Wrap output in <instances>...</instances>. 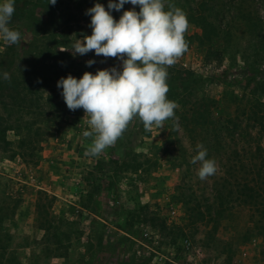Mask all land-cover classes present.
Returning a JSON list of instances; mask_svg holds the SVG:
<instances>
[{"label":"rangeland","instance_id":"rangeland-1","mask_svg":"<svg viewBox=\"0 0 264 264\" xmlns=\"http://www.w3.org/2000/svg\"><path fill=\"white\" fill-rule=\"evenodd\" d=\"M85 1L56 0L52 5L48 0H28V15H12L8 25L22 34V42L13 44L19 57L32 48V14L48 23L37 29L39 33L52 30L62 34L65 22L73 15V35H91V16L86 11L96 3L108 10L109 0ZM215 2L220 11H226L223 25L228 27L227 32L232 30L234 40L224 44L220 56H204L189 46L176 62L182 70L203 79L196 95L199 99L205 97L206 105L198 116L207 110L215 112L213 121L207 117L206 124L195 126L191 118L182 120L181 109L162 128L153 127L143 136L137 132L136 118L115 146L94 157L85 155L91 139L83 137V131L89 130L83 109L70 111L57 122L41 123V131L32 135L24 147L16 132L8 133L11 150L0 152V264H264V240H245L249 215L240 216L238 203L228 204L233 207L232 214L227 211L217 217L208 231L199 224L196 234H188L184 239L192 242L189 248L182 239L171 245L169 231L160 233L158 227L143 222L141 209H146L149 217L165 219L167 225L185 226L187 216L179 200L180 190L186 197L195 194L202 211H207L208 201L215 206L212 195L219 187L217 171L228 163L227 155L233 149L255 144L254 131L249 129L252 135L245 139L223 135L225 140H221L220 135L224 118L236 116L244 109V101L253 99L254 85L250 83L264 82V39L261 43L250 24L252 19L242 21L234 14L240 0ZM127 10L139 12L140 7L125 3L120 11L112 9L110 14L118 21ZM193 31L189 26L186 33ZM8 45L0 36V65ZM74 57L78 79L85 72L122 68L118 58L97 56L94 51ZM89 60L94 61L91 66L86 64ZM25 62L28 70L41 65V60ZM25 67L18 64L17 72ZM234 96L243 100H234ZM197 144H203L206 158L217 165L216 173L205 180L197 175L199 163H191L198 152ZM228 147L227 153L224 149ZM137 166L139 171L134 170ZM99 183L94 210L82 209L80 199Z\"/></svg>","mask_w":264,"mask_h":264},{"label":"trees","instance_id":"trees-1","mask_svg":"<svg viewBox=\"0 0 264 264\" xmlns=\"http://www.w3.org/2000/svg\"><path fill=\"white\" fill-rule=\"evenodd\" d=\"M85 2L81 8H84ZM216 3L215 0H165L166 10L167 5L172 4L186 13L189 26L194 31L190 34L185 33V40L188 47H196L204 53V56H209V54L220 56L225 47L224 44L234 40L232 30L227 32V26L223 25L226 11L224 10V13L220 11V6ZM247 4L251 6L250 11ZM239 5L235 8L234 14H238L242 21L252 19L250 24L253 30L257 31L262 43L264 39V0H240ZM28 7V0H15L14 17L27 16ZM32 16L35 26L32 48L19 57L15 45H8L2 54L4 63L0 65V152L11 150L12 142L8 139L9 132H16L20 137V146L24 147L26 142L32 139V135L41 131V123L57 122L71 111L61 94L62 88L57 87V82L68 75L78 79L75 68L76 60L71 51L62 52L60 49H70L72 42L76 38L82 39L83 36L80 33L73 35L75 23L73 15L65 22L62 34H56V31L52 30L39 33L37 29L48 26V23L43 21L42 17L34 14ZM80 29L84 31L83 27ZM29 60L32 63L33 60L36 62L41 60V65L36 64L28 70L25 67L27 66L25 61ZM21 63L25 68L17 72L16 66ZM44 68L47 70L43 71ZM167 71L169 87L167 98L178 105L175 113H180L182 109V120L187 121L191 118V123L195 126L200 122L204 124L207 117L213 121L215 112L211 113L207 110L206 113L198 116L199 110L202 109L201 112H203L204 105H206V98L199 99L196 95V90L200 89L203 79L194 76L189 71L182 70L176 63L168 67ZM5 72L9 74L10 80L3 78ZM250 84L254 85L253 99L244 101V109L239 113L236 112V116L228 115L224 118L220 136H222L221 140H225L223 135L233 140H237L239 136L245 139L252 135L250 131H247L249 129L254 131L252 141L255 144H248L241 150L233 149L227 155L228 163L221 171H217L219 175L216 185L219 187L216 189V194L212 195L216 205L212 207L213 204L208 201L210 204L207 211H202L195 194L192 193L186 197L185 193L180 190L179 200L185 206L187 216L185 226L167 225L165 219H160L158 216L149 217L147 210L141 209L144 214L143 222L158 227L160 233L169 231L167 233L171 235L173 246L178 244L180 239L185 240L188 234H196L199 231V224H203L205 231H208L217 217L227 211L232 214L230 210L233 207H227L232 202L238 203L240 216L249 215V223L245 225L247 231L244 235L245 240H264V82ZM234 100L243 99H237L234 96ZM219 105V102L216 103L214 108H219ZM244 122L247 123L245 127H243ZM137 132L143 136L149 134L140 121ZM224 151L228 153L229 147ZM134 170L139 171L140 166L135 167ZM89 174L94 175L93 172ZM97 180L95 179V183ZM100 189V183L92 185L85 197L80 199L79 206L92 212L93 202ZM130 214L133 218H140L137 214ZM131 228L132 226L129 227ZM42 229L46 230L45 227ZM55 238L58 240L57 243H60L57 235Z\"/></svg>","mask_w":264,"mask_h":264},{"label":"clouds","instance_id":"clouds-1","mask_svg":"<svg viewBox=\"0 0 264 264\" xmlns=\"http://www.w3.org/2000/svg\"><path fill=\"white\" fill-rule=\"evenodd\" d=\"M55 3L48 0V4ZM125 3L139 5V12L127 10L115 20L110 10L120 11ZM14 11V0L0 3V36L9 45L22 42V34L8 26ZM86 15L91 16V35L76 38L70 49L60 51H71L74 56L94 51L97 56L122 61L121 70L113 67L96 74L85 72L80 79L68 75L57 82L68 109L85 112L89 130L83 131V137L91 139L85 155L94 157L115 146L136 118L151 131L175 117L178 105L167 98V69L188 49L185 33L189 23L182 9L168 4L166 10L165 0H109L108 10L96 3ZM93 63L86 62L88 66ZM3 78L10 80L7 72ZM196 148L191 163H199L197 175L205 180L216 173L217 165L206 158L203 144Z\"/></svg>","mask_w":264,"mask_h":264},{"label":"built area","instance_id":"built-area-1","mask_svg":"<svg viewBox=\"0 0 264 264\" xmlns=\"http://www.w3.org/2000/svg\"><path fill=\"white\" fill-rule=\"evenodd\" d=\"M191 244H192V242H191L189 239H186V240L184 241V245H185L187 248H189V247L191 246Z\"/></svg>","mask_w":264,"mask_h":264}]
</instances>
